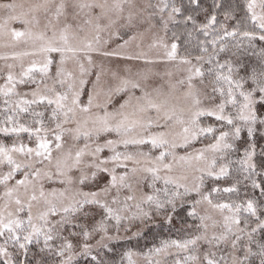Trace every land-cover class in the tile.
Listing matches in <instances>:
<instances>
[{"label": "snow or ice", "instance_id": "6c2138e0", "mask_svg": "<svg viewBox=\"0 0 264 264\" xmlns=\"http://www.w3.org/2000/svg\"><path fill=\"white\" fill-rule=\"evenodd\" d=\"M0 48V264H264V0H0Z\"/></svg>", "mask_w": 264, "mask_h": 264}, {"label": "rangeland", "instance_id": "374dc122", "mask_svg": "<svg viewBox=\"0 0 264 264\" xmlns=\"http://www.w3.org/2000/svg\"><path fill=\"white\" fill-rule=\"evenodd\" d=\"M16 26L18 27V25H16ZM112 47H115V45L113 44ZM17 50L18 51H22L24 49H23V47H21V48H19ZM8 51H9L8 49L0 48V54H4V53H6ZM96 59H97L98 62H101V60H102V58H99V57H97ZM103 62L106 65L109 64V61H107V60H104ZM117 63H119L121 66H123L126 62L125 61H116V60H112L111 61V65L112 66H115ZM127 63L131 64L132 62H127ZM137 66L138 65H133L134 70H135V67H137ZM165 67L166 66L165 65H162V64L161 65H158L157 66V70L160 71V72H163L165 70ZM197 147H199V145H197ZM120 243L123 244V247H131L130 244L127 241H120Z\"/></svg>", "mask_w": 264, "mask_h": 264}, {"label": "trees", "instance_id": "16d2710c", "mask_svg": "<svg viewBox=\"0 0 264 264\" xmlns=\"http://www.w3.org/2000/svg\"><path fill=\"white\" fill-rule=\"evenodd\" d=\"M239 2L241 3V7H242V0H239ZM240 14L243 15V12L241 11ZM151 242H152V236L149 235V236L147 237V240H145V239H141L140 242H139V245H137L136 240H133V241L130 243V246H131V247L143 248L144 245H145L146 243H151ZM119 243H120V242H119ZM120 245L123 247V244H122V243H120Z\"/></svg>", "mask_w": 264, "mask_h": 264}]
</instances>
